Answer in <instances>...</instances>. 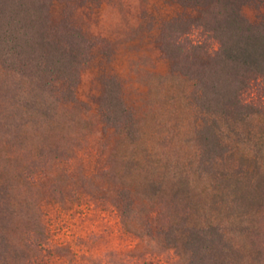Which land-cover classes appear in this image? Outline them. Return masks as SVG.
Returning <instances> with one entry per match:
<instances>
[{"label":"rangeland","instance_id":"obj_1","mask_svg":"<svg viewBox=\"0 0 264 264\" xmlns=\"http://www.w3.org/2000/svg\"><path fill=\"white\" fill-rule=\"evenodd\" d=\"M214 1L50 0L54 26L79 30L98 44L75 103L29 93L19 77L0 75V198L7 194L0 227L11 246L8 264H185L184 254L158 240L160 206L167 223L188 208L191 223L225 227L237 264H264V182L256 199L234 206L195 172L190 84L162 48L165 23L195 20ZM239 8L250 23L264 25V0ZM108 80L120 90L129 129L103 116ZM237 131L226 137L235 138L234 164L243 160L263 178L264 115ZM180 174L183 184L176 181ZM152 182L161 189L150 200ZM127 203L137 214L124 222Z\"/></svg>","mask_w":264,"mask_h":264},{"label":"trees","instance_id":"obj_2","mask_svg":"<svg viewBox=\"0 0 264 264\" xmlns=\"http://www.w3.org/2000/svg\"><path fill=\"white\" fill-rule=\"evenodd\" d=\"M249 2L215 0L195 20L165 23L162 35V48L174 62L173 71L190 84L187 99L198 126L195 172L209 177L216 197L234 206L256 199L264 182V177L252 175L243 160L234 164L231 142L235 138H226L236 135L237 128L253 117L264 115V25H253L241 14L239 4ZM49 3L0 0V75L19 77L28 83L29 93L75 103L81 72L98 43L79 30L54 26ZM101 108L106 121L118 129L127 128L130 115L113 81L106 82ZM184 180L183 174L176 176L178 184ZM160 189L155 182L148 185L149 199L159 195ZM6 197L0 200L7 201ZM125 197L129 199V193ZM160 207L154 219L158 240L184 254L185 264H237L238 250L225 227L191 223L188 208L167 223ZM122 208L124 222L137 214L130 203ZM137 218L143 231L150 233L149 224ZM239 231L248 228L241 226ZM10 250L0 227V264H8Z\"/></svg>","mask_w":264,"mask_h":264}]
</instances>
